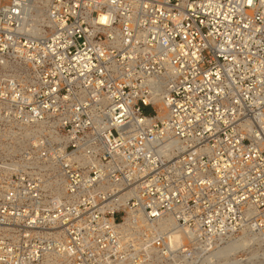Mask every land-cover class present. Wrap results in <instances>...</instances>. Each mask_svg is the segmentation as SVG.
Masks as SVG:
<instances>
[{
  "label": "built area",
  "instance_id": "built-area-1",
  "mask_svg": "<svg viewBox=\"0 0 264 264\" xmlns=\"http://www.w3.org/2000/svg\"><path fill=\"white\" fill-rule=\"evenodd\" d=\"M0 264H264V0H0Z\"/></svg>",
  "mask_w": 264,
  "mask_h": 264
},
{
  "label": "bare ground",
  "instance_id": "bare-ground-1",
  "mask_svg": "<svg viewBox=\"0 0 264 264\" xmlns=\"http://www.w3.org/2000/svg\"><path fill=\"white\" fill-rule=\"evenodd\" d=\"M246 244H248L247 239H243L240 242H235L232 245L228 246L227 248H225L223 251H227V252H235L238 249H241L243 246H245Z\"/></svg>",
  "mask_w": 264,
  "mask_h": 264
},
{
  "label": "rangeland",
  "instance_id": "rangeland-1",
  "mask_svg": "<svg viewBox=\"0 0 264 264\" xmlns=\"http://www.w3.org/2000/svg\"><path fill=\"white\" fill-rule=\"evenodd\" d=\"M148 112V111H146ZM248 244H246L245 246H243L241 249H244ZM241 249H238V250H241ZM238 250H236L235 252H237ZM235 252H232V253H235Z\"/></svg>",
  "mask_w": 264,
  "mask_h": 264
}]
</instances>
